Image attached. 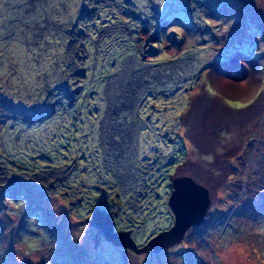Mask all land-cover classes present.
<instances>
[{
    "label": "rangeland",
    "instance_id": "1",
    "mask_svg": "<svg viewBox=\"0 0 264 264\" xmlns=\"http://www.w3.org/2000/svg\"><path fill=\"white\" fill-rule=\"evenodd\" d=\"M202 95L235 119L263 104L206 150ZM179 176L211 202L180 244L135 253L88 224L103 209L143 247ZM128 262L264 264V0H0V264Z\"/></svg>",
    "mask_w": 264,
    "mask_h": 264
},
{
    "label": "water",
    "instance_id": "2",
    "mask_svg": "<svg viewBox=\"0 0 264 264\" xmlns=\"http://www.w3.org/2000/svg\"><path fill=\"white\" fill-rule=\"evenodd\" d=\"M171 187L168 206L173 214V224L150 238L143 247L136 245L131 230H115L114 214L110 212L93 208L87 222L114 246L125 247L135 253L166 251L180 244L191 227L201 226L211 206L208 190L188 176L172 178Z\"/></svg>",
    "mask_w": 264,
    "mask_h": 264
},
{
    "label": "bare ground",
    "instance_id": "3",
    "mask_svg": "<svg viewBox=\"0 0 264 264\" xmlns=\"http://www.w3.org/2000/svg\"><path fill=\"white\" fill-rule=\"evenodd\" d=\"M219 85L221 86L220 89H222L223 92H236L238 90L236 83H228L226 81L223 82L222 80ZM203 101V95L194 99L190 119H193L191 122L192 138L200 148L206 150L212 147V140L217 136L216 132L212 130V128L217 125H221L224 128L230 127V131L240 130L242 126L248 122V120L256 116L255 110L263 104L262 102V104L256 107L254 111H247L246 114L239 117V119H235L230 117L227 111H225L220 104L217 105L216 102L210 100H206V102ZM237 142L238 139H235L233 147L236 146ZM233 147L230 148V150H233ZM216 183L217 182L212 181L210 184L211 188H214ZM128 264L133 263L128 262Z\"/></svg>",
    "mask_w": 264,
    "mask_h": 264
},
{
    "label": "trees",
    "instance_id": "4",
    "mask_svg": "<svg viewBox=\"0 0 264 264\" xmlns=\"http://www.w3.org/2000/svg\"><path fill=\"white\" fill-rule=\"evenodd\" d=\"M166 20V19H165ZM165 20H163L162 22H164ZM176 20V21H175ZM180 23V24H179ZM168 25H174V26H180L181 24L184 26V25H187V23L185 22V20H183L182 22L178 21L176 18H170L169 17V21L168 23H166ZM115 217V216H114ZM115 219V218H114Z\"/></svg>",
    "mask_w": 264,
    "mask_h": 264
}]
</instances>
